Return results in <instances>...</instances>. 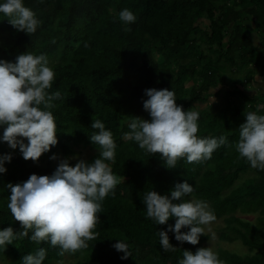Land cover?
Instances as JSON below:
<instances>
[{
  "label": "trees",
  "instance_id": "trees-1",
  "mask_svg": "<svg viewBox=\"0 0 264 264\" xmlns=\"http://www.w3.org/2000/svg\"><path fill=\"white\" fill-rule=\"evenodd\" d=\"M24 2L41 25L27 34L0 14V59L14 62L26 51L48 56L55 72L49 91L61 92L51 109L58 143L33 161L25 160L19 148L0 142V154L12 153L11 161L5 162L6 173L0 174V228L21 230L7 208L8 183H22L33 173L51 175L58 158L74 166L73 159L83 148L93 152L85 161L98 155L90 140L95 119L113 134L117 147L110 167L119 183L115 194L102 202L94 229L97 239L88 241L87 248L61 256L58 247L25 237L0 250V257L8 264H22L25 254L43 247L47 250L43 264H65L67 256L76 258V264H178L183 249L195 252L208 247L210 234H202L192 245L176 241L169 232L170 243L179 248L165 252L158 231L167 230L175 218L155 224L146 218L142 196L148 190L170 195L177 182L187 181L194 187L191 195L206 200L216 220L224 221L220 240H240L247 248L244 255L219 248L216 252L224 264H264V171L251 168L228 145L216 149L208 160L188 163L181 158L175 168H168L161 154L151 155L123 135L134 116L150 119L143 108L144 90L167 88L175 92L176 103L184 110L208 104L198 111V136L225 135L234 145L246 120L244 112L264 114V93L248 94L241 88L257 76L264 81V0ZM124 8L137 16L135 23L119 21ZM213 96L220 101L212 103ZM212 105L222 110L214 113ZM53 154L56 159H50ZM238 212L257 216L251 221ZM119 238L130 245L126 259L112 246Z\"/></svg>",
  "mask_w": 264,
  "mask_h": 264
},
{
  "label": "clouds",
  "instance_id": "clouds-1",
  "mask_svg": "<svg viewBox=\"0 0 264 264\" xmlns=\"http://www.w3.org/2000/svg\"><path fill=\"white\" fill-rule=\"evenodd\" d=\"M43 3V0H40ZM0 14L8 19L17 31L34 34L41 25L35 11L24 0H0ZM118 19L131 25L137 16L128 8L119 11ZM55 72L45 53L26 51L15 61L0 59V142H7L11 149L19 148L25 160L37 161L58 143L57 125L51 109L54 101L61 99V92L52 89ZM143 108L150 119L134 116L128 123L129 131L123 135L151 155L161 154L168 168H175L181 158L188 163L208 160L221 146H234L238 158L245 159L251 168L264 171V114L245 111L246 120L239 126L238 139L229 145L225 135L198 136L199 112L184 110L176 103L173 90L146 88ZM96 130L90 140L97 146L98 155L92 161L79 159L73 166L67 159L59 162L51 175L31 174L22 183H8L10 189L7 208L12 219L19 221L21 230L0 228V250H5L15 240L27 237L40 244L49 243L59 248V255L75 253L87 248L88 241L96 240L94 231L102 212V202L115 194L119 183L110 162L115 160L116 143L110 129L99 119L93 120ZM26 138V141H25ZM150 155V156H151ZM12 153L0 154V174L6 173L5 162ZM50 159H56L53 154ZM194 187L187 181L177 182L168 193L145 191L142 201L146 218L155 224H166L170 217L174 224L158 231L159 243L165 252H175L169 232L176 241L198 244L201 235L209 236L210 225L216 220L214 210L203 199L191 194ZM187 228V231L181 229ZM31 232V235H29ZM123 253L122 259L131 255L130 245L118 239L112 245ZM47 250L38 248L25 254L22 264H43ZM178 264H224L211 247H200L195 252L183 249ZM57 264H63L58 261Z\"/></svg>",
  "mask_w": 264,
  "mask_h": 264
},
{
  "label": "rangeland",
  "instance_id": "rangeland-1",
  "mask_svg": "<svg viewBox=\"0 0 264 264\" xmlns=\"http://www.w3.org/2000/svg\"><path fill=\"white\" fill-rule=\"evenodd\" d=\"M257 42V40H256ZM235 80L240 81L242 79V77L240 76H235L234 77ZM252 84V85H251ZM242 89L245 90L246 93L248 94H263L264 93V81L261 79L260 76H257L255 81L252 83H248L247 85H245L244 87L241 86ZM250 92V93H249ZM210 101L213 103L215 102H219L220 99L216 96L211 97ZM208 106L207 103H203V104H198L197 106H195V108L191 109L192 111H199L200 108H206ZM212 109H214V113L216 112V110H222V108L220 106L217 105H212L211 106ZM220 108V109H219ZM92 150L89 148H83L80 152L77 153V155L74 157L73 162L76 164L78 162L79 159H84L86 160L87 158L90 157V155L92 154ZM61 161V159L58 158V161ZM238 215L243 217V218H247L251 221H254L256 219V214H244L242 212H238ZM224 226V221L222 219H218L215 220L211 225H210V229L211 232L210 234V239L208 241V246H211L215 251H217L219 248L220 249H226L232 252H236L238 254L244 255L247 254V248L245 247V245L240 241H234V242H226V241H221L219 238V228H222ZM77 259L74 258L73 256H67L65 258V264H76ZM0 264H8V260L6 259H2L0 257Z\"/></svg>",
  "mask_w": 264,
  "mask_h": 264
}]
</instances>
